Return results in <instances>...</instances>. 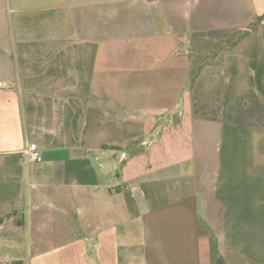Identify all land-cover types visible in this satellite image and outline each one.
Masks as SVG:
<instances>
[{
    "label": "crops",
    "instance_id": "crops-1",
    "mask_svg": "<svg viewBox=\"0 0 264 264\" xmlns=\"http://www.w3.org/2000/svg\"><path fill=\"white\" fill-rule=\"evenodd\" d=\"M116 1L0 0V264H264V0Z\"/></svg>",
    "mask_w": 264,
    "mask_h": 264
},
{
    "label": "rangeland",
    "instance_id": "rangeland-1",
    "mask_svg": "<svg viewBox=\"0 0 264 264\" xmlns=\"http://www.w3.org/2000/svg\"><path fill=\"white\" fill-rule=\"evenodd\" d=\"M148 4L140 3L138 0H123L121 2L116 1V17H115V26L117 28H132V31H137L139 29L140 24H145L147 27L151 29V35L157 36L160 34V24L159 21L162 20L161 17L153 15L156 12V8L154 7L153 0H147ZM182 19V18H181ZM166 23V19L164 24ZM166 26H164L165 28ZM134 29V30H133ZM163 29V28H162ZM171 33L174 36V40L177 43H174V49L170 50L169 53L171 57L178 55L180 57L179 64V73L176 77V72L174 74V79L178 80L181 84V91L183 92L186 86H189L192 82L194 74L197 72L199 65L206 61L210 55H213L215 49L213 46L215 43L213 42L208 49L203 50H194L189 48L188 42L190 41V37L192 36L189 31H180L176 29H171ZM165 34V32L163 33ZM156 38V37H155ZM141 42V43H140ZM146 43L145 39H133L129 41L132 50L146 52L149 55V60L147 64V69L150 70L154 67V59H151L150 56H154V50L146 47L143 43ZM150 42V40H149ZM147 44V43H146ZM172 48V47H171ZM166 50H164L165 53ZM207 51V52H206ZM201 52V54L199 53ZM147 55V56H148ZM169 55V56H170ZM166 57V56H165ZM164 68L166 66H163ZM150 74V71H149ZM171 77L165 75L162 83L165 85L170 83ZM175 81V80H174Z\"/></svg>",
    "mask_w": 264,
    "mask_h": 264
},
{
    "label": "trees",
    "instance_id": "trees-1",
    "mask_svg": "<svg viewBox=\"0 0 264 264\" xmlns=\"http://www.w3.org/2000/svg\"><path fill=\"white\" fill-rule=\"evenodd\" d=\"M255 22H251L249 23L244 29H240V30H237L235 34H233V36L231 37H224V38H221L219 41H220V44H231V43H234L236 42L237 40L241 39L243 36H245L247 33H249V31H251L252 27L254 26ZM218 41V42H219ZM218 42L216 45L213 46V49H215L217 46H218ZM217 49V48H216ZM215 51V50H214ZM215 52H213L214 54Z\"/></svg>",
    "mask_w": 264,
    "mask_h": 264
},
{
    "label": "built area",
    "instance_id": "built-area-1",
    "mask_svg": "<svg viewBox=\"0 0 264 264\" xmlns=\"http://www.w3.org/2000/svg\"><path fill=\"white\" fill-rule=\"evenodd\" d=\"M2 82H0V86ZM22 155L27 162L30 161H40L42 159L41 155L37 151V145L35 143H27L26 147L22 150Z\"/></svg>",
    "mask_w": 264,
    "mask_h": 264
}]
</instances>
